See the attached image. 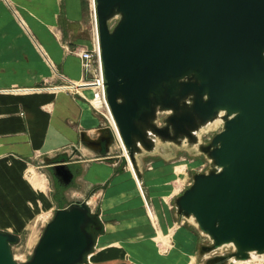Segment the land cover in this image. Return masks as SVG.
I'll return each instance as SVG.
<instances>
[{
    "label": "water",
    "instance_id": "95a60500",
    "mask_svg": "<svg viewBox=\"0 0 264 264\" xmlns=\"http://www.w3.org/2000/svg\"><path fill=\"white\" fill-rule=\"evenodd\" d=\"M96 10L108 104L139 174L135 153L152 149L156 136L194 142L225 111L223 129L202 147L213 166L176 198L177 210L212 240L204 251L234 244L208 263L264 256V0H96ZM159 111L168 112L164 126ZM114 135L102 128L81 138L108 152ZM48 169L73 182L67 161ZM102 229L86 200L71 201L55 210L26 261L13 253L20 237L0 230V264H82Z\"/></svg>",
    "mask_w": 264,
    "mask_h": 264
},
{
    "label": "crops",
    "instance_id": "0c3cea01",
    "mask_svg": "<svg viewBox=\"0 0 264 264\" xmlns=\"http://www.w3.org/2000/svg\"><path fill=\"white\" fill-rule=\"evenodd\" d=\"M62 12L66 44L58 35ZM91 25L84 19L82 0H0V225L22 227L17 214L27 213L23 195L31 196L24 170L43 168L58 207L84 199L101 217L103 229L87 264H124L127 254L133 264H194L195 257L185 249L189 245L192 252L193 231L172 228L169 253L162 254L156 245L174 220L167 196L177 198L166 170L146 173L138 164L139 174L120 164L125 155L112 154L113 142L108 152L86 145L82 132L94 139L100 129L113 127L88 104L91 87L73 96L56 89L64 77H83L73 47L91 46ZM37 159L47 162L38 165ZM61 160L70 165L74 178L57 193L48 164Z\"/></svg>",
    "mask_w": 264,
    "mask_h": 264
},
{
    "label": "rangeland",
    "instance_id": "374dc122",
    "mask_svg": "<svg viewBox=\"0 0 264 264\" xmlns=\"http://www.w3.org/2000/svg\"><path fill=\"white\" fill-rule=\"evenodd\" d=\"M82 3H83L84 19L85 21H87V23H90L92 0H82ZM115 21L116 19H114L112 23H114ZM59 25L61 26V29L59 32L57 31L58 35L61 38V41L64 42L63 44H66L67 42H69V37H68L69 34L63 12L60 15ZM78 47H80V45L74 46L73 49L74 48L77 49ZM75 80H79V79H75ZM46 84H48L47 81ZM59 84H67V82L65 79H62V82ZM67 88H70L71 90L69 89L67 90ZM56 89H61V90L66 89L68 93H70L71 95L72 93L74 95L77 92L80 93L84 92V90L79 89V87H75L72 85L56 86ZM72 89H77V91ZM87 102L89 105H91V107H94L92 103V97H89V100L87 99ZM167 115L168 112L159 111L155 118L156 124L158 126H164ZM222 119L224 124L225 120L224 118ZM212 120H214V118ZM212 120H210L207 124H204L194 132V136L196 137L197 140V141L195 140L194 142L192 141L190 142L186 137L179 138L178 140L175 141V140L165 139L160 136H156L154 138L155 140L153 141L152 149H146L145 147H141L138 150V152L135 153L137 157V163L143 166L146 173H149L153 170L156 173L157 172L159 173L161 171L159 170V168L163 169V167L166 168L167 166L172 167L175 164H180V163L183 164V168L181 169V171L178 169L175 170L172 169L173 170L171 172L172 174L171 175L168 174L165 176V179L169 180L168 184H170V186L173 187V191L174 193H177L176 196L178 197L189 186L192 185L194 181V177L197 173H206L213 166V162L210 158V155L202 147L210 143L214 135L218 133L223 128V126L217 128L214 127L213 129H211L209 125H211ZM118 138L117 136L114 135L113 144L111 145L112 154L120 155L121 152L124 153L125 159H123V161L120 164L128 165L130 161H128L129 159L127 160L126 158L127 152L120 138L119 140ZM41 160L42 162L38 161L37 159L35 161V164L38 165L43 164L46 161V159H41ZM169 163L171 164L169 165ZM43 171H44L43 168L39 169L34 167L24 170V179L26 183H28V185L31 186V190H29V193L31 192V196L28 193H25L23 195V200L25 203V207L23 209H27V213L25 215L17 214L18 218H20L23 221L22 227H14L3 224L0 225V230L10 231L14 234H17L20 237L19 242L13 245V253L15 259L18 262H23L30 259L33 253V249L36 243L38 242L44 230L45 225L49 220H51L55 210L59 206V204L56 203V201L50 195L51 191L50 189L47 188L49 186L47 181L48 175L47 173L45 175V172ZM50 188L52 189V186H50ZM174 199L176 200V198L174 197L167 196V205L169 206L170 215L174 219L172 225L170 229H168L167 235H163V233H160V235L156 240V245L162 254L169 253L170 250L172 249L171 248L173 242L172 228H176V227L177 228L185 227L195 233V236L194 237L192 236V241H193L192 252H191V247L189 245L185 246V249L188 250L189 256L191 255L195 257L194 264H219V262L221 261H214L208 263L210 262L208 259H211L212 257H217L219 255H229L234 251V245L233 246L226 245L221 248L219 247L214 248L213 250L208 252L204 251L202 247L212 245V240L208 235L201 232L198 225L195 223L194 220H192V217L182 216L178 212L176 201ZM19 209L22 210V208L20 207ZM28 235H30L29 237L32 239V241H30V243L27 244L26 246L27 249L21 252L23 255L18 256L17 255L18 249L22 244L23 245L26 244L25 242ZM94 251L95 249H93L89 254L91 253L95 254ZM89 254L87 256L86 261L82 264H87L88 262H92V259H90ZM256 260L263 261L262 264H264V256L262 257L258 256V259ZM123 263L133 264L128 254L125 256V258H123ZM220 264H237V262H235L233 259H228Z\"/></svg>",
    "mask_w": 264,
    "mask_h": 264
},
{
    "label": "built area",
    "instance_id": "2783aa9c",
    "mask_svg": "<svg viewBox=\"0 0 264 264\" xmlns=\"http://www.w3.org/2000/svg\"><path fill=\"white\" fill-rule=\"evenodd\" d=\"M94 1V0H93ZM91 30H92V44L90 47H78L73 51L80 57L81 66L84 75L81 79L83 86L91 87L93 90L94 100L97 101L98 105L92 101L95 109L105 115L110 122L111 126L114 127L112 113L107 100V85L104 73V66L102 62L101 45L99 39V27L97 10L94 5H91ZM67 84L65 86L75 85V82L64 77ZM71 90L67 88V90ZM77 91V89H72ZM110 115L111 118L110 119Z\"/></svg>",
    "mask_w": 264,
    "mask_h": 264
},
{
    "label": "bare ground",
    "instance_id": "6f19581e",
    "mask_svg": "<svg viewBox=\"0 0 264 264\" xmlns=\"http://www.w3.org/2000/svg\"><path fill=\"white\" fill-rule=\"evenodd\" d=\"M92 5H94L95 6V8H96V0H92ZM72 81L73 82H75V87H79V89H81V90H88V87H86V86H83V84L81 83V79H79V80H75V79H72ZM65 88V87H64ZM92 101H94V103L96 104V105H98V103H97V101H95L94 100V96H92ZM223 115H225V111H220V113H219V115L218 116H216L215 118H214V120H212V123H211V125H209V127L211 128V129H213L214 127H224V124H223ZM110 119H112L111 118V115H110ZM114 120V119H113ZM110 123V122H109ZM113 124H114V127H113V132L115 133V136H117V138H118V136H119V138H120V140H121V142H122V144L124 145V148H125V150H126V152H127V160L128 161H130V163H129V165L130 166H132V168L134 169V168H136V164L132 161V159H131V156L129 155V152H128V149L126 148V146H125V144H124V142H123V139L121 138V136H120V133L118 132V129H117V126H116V123H115V121H113ZM223 129V128H222ZM221 129V130H222ZM119 138H118V140H119ZM123 147V146H122ZM106 157V156H105ZM165 163V162H164ZM164 163H163V165H164ZM139 163H137V165H138ZM171 163H169V165H170ZM162 165V164H161ZM139 166V165H138ZM158 167V166H157ZM162 167V166H161ZM159 168V167H158ZM183 168V164H175V165H173L172 167H166V168H164L163 167V171H165L166 170V172L164 173V174H169V175H171L172 173H171V171H173V170H175V169H178V170H180L181 171V169ZM137 169V168H136ZM156 169V168H155ZM160 169V168H159ZM173 169V170H172ZM161 170V169H160ZM154 171V170H153ZM174 173V172H173ZM175 176V175H174ZM156 177V176H155ZM159 177V176H158ZM179 177V176H178ZM153 178H154V176H153ZM137 179H138V181H139V183H140V180H139V177H137ZM137 179H136V181H137ZM167 180V179H166ZM158 191H159V189H158ZM147 205H148V203H147ZM190 217H192V220H194L195 221V223L197 224V222H196V220H195V218L193 217V216H190ZM198 225V224H197ZM30 235H28L27 236V239H26V244H22L21 246H20V248L18 249V253H17V255L18 256H21V255H23L21 252L22 251H24V250H26L27 248H26V246H27V244H29L30 243V241H31V238L29 237ZM226 245H234L233 243H226V244H223V245H220L219 246V248H221V247H224V246H226ZM88 256V255H87ZM87 259V258H86ZM256 259H258V255L256 254V253H254V252H251V258L249 259V260H240V259H236V258H233V260L235 261V262H237V264H262V262L263 261H258V260H256ZM86 261V260H85ZM84 261V262H85Z\"/></svg>",
    "mask_w": 264,
    "mask_h": 264
},
{
    "label": "flooded vegetation",
    "instance_id": "af4514ba",
    "mask_svg": "<svg viewBox=\"0 0 264 264\" xmlns=\"http://www.w3.org/2000/svg\"><path fill=\"white\" fill-rule=\"evenodd\" d=\"M104 143L102 142V147H103ZM49 170V169H48ZM54 182L56 183V192L58 193H61L64 191V187L63 184L58 181L57 179L54 178Z\"/></svg>",
    "mask_w": 264,
    "mask_h": 264
}]
</instances>
